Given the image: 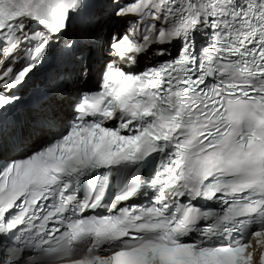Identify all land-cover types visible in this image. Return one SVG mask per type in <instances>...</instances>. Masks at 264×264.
Wrapping results in <instances>:
<instances>
[{"label": "snow or ice", "instance_id": "snow-or-ice-1", "mask_svg": "<svg viewBox=\"0 0 264 264\" xmlns=\"http://www.w3.org/2000/svg\"><path fill=\"white\" fill-rule=\"evenodd\" d=\"M0 264H264V0H0Z\"/></svg>", "mask_w": 264, "mask_h": 264}]
</instances>
